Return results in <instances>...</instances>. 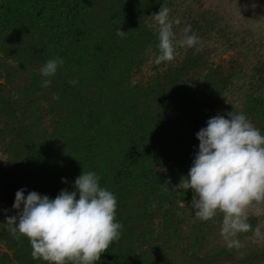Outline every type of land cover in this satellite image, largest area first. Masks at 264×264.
I'll use <instances>...</instances> for the list:
<instances>
[{"label": "trees", "instance_id": "16d2710c", "mask_svg": "<svg viewBox=\"0 0 264 264\" xmlns=\"http://www.w3.org/2000/svg\"><path fill=\"white\" fill-rule=\"evenodd\" d=\"M162 5L180 19L177 40L191 25L200 42L177 45L175 59L157 65L151 15ZM223 14L202 0H0V264H48L32 258L26 237L13 238L5 216L17 214L19 189L54 199L74 191L82 171L115 194L123 225L96 264H264V202L246 210L261 237L240 233L242 246L229 250L222 213L200 221L192 190H171L209 118L243 112L264 135V63L254 69L260 77L239 84L248 54L263 46ZM55 57L64 64L43 88L40 68Z\"/></svg>", "mask_w": 264, "mask_h": 264}, {"label": "clouds", "instance_id": "9594fccd", "mask_svg": "<svg viewBox=\"0 0 264 264\" xmlns=\"http://www.w3.org/2000/svg\"><path fill=\"white\" fill-rule=\"evenodd\" d=\"M170 12L162 5L151 15L158 26L157 65L172 62L177 45L193 48L200 42L191 25L183 28L177 40L173 29L180 19L170 18ZM116 34L126 35L120 28ZM63 64L62 58L55 57L41 66L43 88L51 86ZM52 99L59 100V95L53 94ZM226 116L209 118L207 126L196 133L199 151L187 175L171 190H192L190 206L200 221L207 222L222 213L220 235L232 250L242 246L240 233L262 235L259 225L253 230L246 210L264 202V135L243 112L232 110ZM100 179L94 171H82L75 179V190L62 189L54 199L36 191L25 196L26 189H19L12 205L17 214L5 216L9 233L16 240L21 236L29 240L33 259L48 264H96L101 254L121 239L123 230L122 223L116 222L117 198L100 186ZM62 182L67 180L62 178ZM170 184V178L160 183L161 191H170Z\"/></svg>", "mask_w": 264, "mask_h": 264}, {"label": "rangeland", "instance_id": "374dc122", "mask_svg": "<svg viewBox=\"0 0 264 264\" xmlns=\"http://www.w3.org/2000/svg\"><path fill=\"white\" fill-rule=\"evenodd\" d=\"M201 3V0H199ZM204 6H213L218 8L220 12L227 16L230 19L229 15L233 19H239L245 26L250 28V31L256 36L257 41L263 46V49L260 50V46L257 45L253 50L248 54L247 60V71L244 76L239 79V84L247 83L253 81L260 77L259 73H256L254 70L256 66H261L264 63V0H202ZM194 6L199 7L201 11V5L197 2L194 3ZM224 10V11H223ZM220 16V15H219ZM233 23L235 21H232ZM263 53V54H262ZM232 52L217 57L216 63L222 62L223 60H228ZM260 54H262L260 60ZM242 60V59H239ZM264 75V74H263ZM264 210V206L261 207ZM264 224V220L262 222Z\"/></svg>", "mask_w": 264, "mask_h": 264}]
</instances>
